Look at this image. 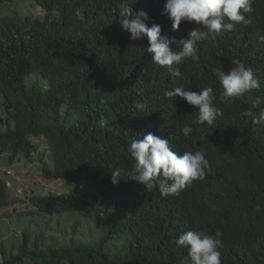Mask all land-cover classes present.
<instances>
[{
  "label": "trees",
  "instance_id": "1",
  "mask_svg": "<svg viewBox=\"0 0 264 264\" xmlns=\"http://www.w3.org/2000/svg\"><path fill=\"white\" fill-rule=\"evenodd\" d=\"M15 1L0 0V9ZM191 1L38 0L43 19L0 21V157L24 169L37 152L43 178L68 182L58 194L34 187L32 217L78 219L68 245L43 248L40 234L30 248L25 233L18 250L0 245L2 264H201L185 248L195 238L182 232L186 208L193 221L190 208L210 218L226 206L231 215L205 230L229 235L232 221L244 227L231 241L264 243V61L261 84L244 68L242 24L228 19L225 35L201 45L212 58L199 68L172 43L151 60L137 37L168 35L176 7ZM153 12L159 22L149 21ZM260 16L264 28V8ZM174 146L188 150L181 165L204 182L171 205L158 172ZM7 174L0 210L14 195Z\"/></svg>",
  "mask_w": 264,
  "mask_h": 264
},
{
  "label": "clouds",
  "instance_id": "2",
  "mask_svg": "<svg viewBox=\"0 0 264 264\" xmlns=\"http://www.w3.org/2000/svg\"><path fill=\"white\" fill-rule=\"evenodd\" d=\"M243 1L245 5L242 6ZM243 1L240 3V0H192L190 3H181L178 5L179 7H176L178 18L169 26L168 35L157 38L137 37L151 60H160L166 54L168 48L172 46V43L173 49L178 46L188 49V56L197 62L199 68V61H202L203 64L205 62L210 63L212 58V53L209 50L208 52L202 50L201 45L205 43L212 45V42L220 39L232 28V26L226 25L230 24L227 22L228 19L233 21L238 19L243 28L242 39L247 44V49H242L248 60V65L245 64L244 68L254 80L257 78L262 84L261 64L264 61V28L261 24L260 10L264 8V0ZM234 3L239 4L233 6ZM37 4L39 5L38 0ZM39 7L43 11V19L46 12L40 5ZM162 13L165 14L164 11ZM224 16L229 17L225 20L223 30ZM158 17L153 12L149 21L152 23L159 22ZM25 20L29 22L31 19L26 18ZM234 22L236 24V21ZM194 25L196 26L195 31L192 27ZM137 33V31L134 32L136 35ZM180 36L182 41L178 40ZM175 43L187 44L176 45ZM190 92L192 90L179 88L176 95H179V97H182V94L191 96ZM203 94L206 95L205 97L214 98L212 91L205 92L203 90ZM115 124H117V120ZM41 140H44V138L34 139L35 142L37 141L36 144ZM169 154H171L172 164L164 167L158 174L162 178L160 183L164 199L173 205L182 202L181 196L184 193L204 181L191 176L199 177V174L188 172V167H182L181 162L189 159L188 150L174 146ZM178 164L180 167H178ZM153 174L155 173L153 172ZM190 209L193 221L188 208H186V218L191 226L184 227L183 229H188L182 232L187 236L194 235L195 238L186 239L185 248L191 251L190 254L194 258L198 255L201 264H264V243L259 247H249L244 242L238 244L229 239V235L242 232L244 224L227 222L229 223V235L214 228L205 230L207 221L211 220L212 225L221 221L218 216L231 215L228 213L226 206L213 209L210 218H203L195 208ZM188 260L194 263L192 260Z\"/></svg>",
  "mask_w": 264,
  "mask_h": 264
},
{
  "label": "rangeland",
  "instance_id": "3",
  "mask_svg": "<svg viewBox=\"0 0 264 264\" xmlns=\"http://www.w3.org/2000/svg\"><path fill=\"white\" fill-rule=\"evenodd\" d=\"M40 9L37 0H16L14 3L7 4L0 9V21L7 16H18L21 21L24 19L25 25H29V22L25 20L26 18H30V22L36 21L38 18L42 19L43 11ZM22 165L25 166V164ZM41 167L42 164L38 153L34 154L33 162L26 164L24 169L23 166L19 165V162L14 166L9 165L6 155L0 157V169L2 168L5 171L3 172L4 175L8 173L7 176H10L8 181L10 180L12 184L10 188H12L14 193L10 199L12 204L0 210V245L3 244L8 251L12 247L11 243H15V247L18 250L22 243L23 233L30 238V248H34V241L40 234H42L40 244L43 248H47L50 244L68 245L70 243L72 236L70 225L77 222L78 219H66L63 221L60 216L51 217L38 214L32 217L30 215L31 207L29 206L28 198L31 195V190L37 189L33 191L34 194L41 193L45 195L49 192L58 194L63 192L68 185L66 180L48 181L43 178ZM4 175L1 174L0 177L2 178ZM73 185L76 184L73 183ZM69 188L68 190H70ZM21 200L24 203L20 202ZM2 257L0 252V264H2ZM27 262L28 264H34L30 260H27Z\"/></svg>",
  "mask_w": 264,
  "mask_h": 264
}]
</instances>
